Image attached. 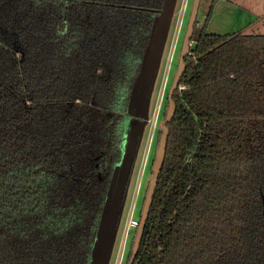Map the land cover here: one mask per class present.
<instances>
[{
    "label": "trees",
    "instance_id": "trees-1",
    "mask_svg": "<svg viewBox=\"0 0 264 264\" xmlns=\"http://www.w3.org/2000/svg\"><path fill=\"white\" fill-rule=\"evenodd\" d=\"M162 3L0 0V264L89 263ZM184 61L133 264H264V34Z\"/></svg>",
    "mask_w": 264,
    "mask_h": 264
},
{
    "label": "water",
    "instance_id": "water-1",
    "mask_svg": "<svg viewBox=\"0 0 264 264\" xmlns=\"http://www.w3.org/2000/svg\"><path fill=\"white\" fill-rule=\"evenodd\" d=\"M199 2L200 0H193L181 44L177 68L167 94V108L165 117L159 124L161 135L151 167L152 175L146 189L128 264H133L141 244L144 226L152 203V196L165 158L166 141L169 132L166 124L171 121L175 113V103L172 96L173 92L178 88L180 77L186 67L184 59L190 49ZM175 3L176 0H163L158 15L153 19L148 42L127 103L126 113L131 116V120L124 138L123 154L111 173L88 264H109L111 259V251L118 234L132 167L136 158L139 136L148 125L150 117L149 96L160 71L166 39L175 13Z\"/></svg>",
    "mask_w": 264,
    "mask_h": 264
},
{
    "label": "rangeland",
    "instance_id": "rangeland-1",
    "mask_svg": "<svg viewBox=\"0 0 264 264\" xmlns=\"http://www.w3.org/2000/svg\"><path fill=\"white\" fill-rule=\"evenodd\" d=\"M185 1V12L181 20L178 19V10L184 0H176L175 3V13L166 39L160 71L149 96V123L139 136L121 222L112 247L109 264H125L139 222V214L151 176L150 163L155 154V141L162 120V111L177 68L181 44L193 3V0ZM247 2L249 0H200L191 45L195 44V39L203 27L205 32L218 35L239 31L249 35H263L264 19L258 16L252 17Z\"/></svg>",
    "mask_w": 264,
    "mask_h": 264
},
{
    "label": "crops",
    "instance_id": "crops-1",
    "mask_svg": "<svg viewBox=\"0 0 264 264\" xmlns=\"http://www.w3.org/2000/svg\"><path fill=\"white\" fill-rule=\"evenodd\" d=\"M246 4L249 5L248 10L252 17L258 16L264 19V0H249Z\"/></svg>",
    "mask_w": 264,
    "mask_h": 264
},
{
    "label": "built area",
    "instance_id": "built-area-1",
    "mask_svg": "<svg viewBox=\"0 0 264 264\" xmlns=\"http://www.w3.org/2000/svg\"><path fill=\"white\" fill-rule=\"evenodd\" d=\"M185 7H186V1L184 0V3L182 4V6H181V7L179 8V10H178V19H180V20H181L183 14H184V12H185ZM179 17H180V18H179ZM177 29L179 30L180 27L177 28ZM148 123H149V121H148ZM147 157H148V152H147L146 157H145V160H146V161H147ZM188 163H189V161H188Z\"/></svg>",
    "mask_w": 264,
    "mask_h": 264
}]
</instances>
